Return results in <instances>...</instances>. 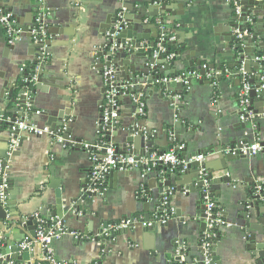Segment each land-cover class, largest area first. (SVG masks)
Returning <instances> with one entry per match:
<instances>
[{"label":"crops","instance_id":"obj_1","mask_svg":"<svg viewBox=\"0 0 264 264\" xmlns=\"http://www.w3.org/2000/svg\"><path fill=\"white\" fill-rule=\"evenodd\" d=\"M146 1L150 0H133L131 2V7L136 14L135 20L141 21L144 25L159 26L160 30L162 27L167 35L174 36L181 43L176 45L177 53L181 52L182 55V60L176 63L174 70L177 69L181 74L196 71L200 74L201 79L193 80V86L189 90H185V104L179 109L178 116L174 115L171 106L165 103L167 93L162 97L158 93H154L150 97L151 92L147 88L144 92L137 93V95L144 96L146 105L145 116L139 118H136L134 114L132 102L127 98L124 99L120 105L122 111L120 122H115L117 124L112 130L109 128V131L111 130L113 133L110 145L116 148L122 146L125 136L119 135V131L135 121L141 122L143 119L146 121L147 135L149 131H152L153 135H162L163 128L176 122L178 117L188 118L189 120L183 124L196 128L192 134L181 135L180 131H175L174 134H171L172 136L170 135L171 137L180 136V142L176 143L175 147L185 145V149L179 153L182 160L204 157L202 151L210 145L201 146L199 142H208L210 138L215 139L225 130L231 134V137L225 139V143H230L234 139L237 129L244 124L247 125V132H250V135L246 136L249 139L247 143L259 140L264 145V118L256 120L254 113H252L254 115L252 119L246 117L245 120H242L240 118L239 92L241 84L239 81H241V76L238 78L231 73L227 65L233 62L223 56V54L232 53L226 49L228 44L225 40L229 30L227 23L233 18L230 14L234 9L233 0H193L192 2L182 0L181 4L185 6L183 10L175 9L178 7L177 3L166 5V9L173 10L178 16L173 17L171 14H167L168 18L164 23L160 17H151V9L157 6L156 3L149 4ZM101 6H105V0H48L46 2L48 14L45 26L49 35L47 40L49 45H47L48 56L40 69L44 66L50 71L55 73L59 71L62 74V78L57 81V84L59 87L68 86V89L67 91L56 89L53 92L59 94L61 98L72 97L69 104L63 102V107L70 114L65 121L72 120V136L76 141L71 145L65 143L64 139L60 142L47 136H32V139H27L28 137L24 133L23 136L26 140L22 142V149L18 155L14 156L11 150L6 151V142H2L8 140V131L0 134V160L8 165L10 181L8 203L12 205L8 206L7 203L6 206H3L0 204L8 214V220L3 224V220L0 218L2 227L6 228L11 221L17 222L23 216L33 217L36 213H39L43 221H52L45 205L56 201L55 192L51 189L53 186L61 187L63 192H66L65 188H80L86 181H90V190L93 192L91 171L94 163L85 149V145L98 142L97 124L103 111V103L105 104L102 78L98 71L91 69L96 65V59L92 57L95 52L94 48L102 45L96 20H94L95 11ZM37 8L36 0H0V9L6 11L12 9L11 13L14 14L17 24L26 32L21 41L11 46L8 44L4 31L0 28V76L3 78H0V81L11 79L9 77L12 75L9 73L12 71L14 77H19L26 73L27 67L36 65L34 61L37 53L33 49V41L28 37L27 31L33 25ZM77 9L81 12L79 23L70 21L61 29L54 26L52 16ZM120 13L127 15L128 11L122 9L118 15ZM176 18L179 20L173 24L171 20ZM157 20H160V24ZM136 27L133 37L141 34L153 35L150 30L143 31L140 25H136ZM263 31L261 32L264 33ZM50 32L58 34L51 35ZM183 45L188 50L182 49ZM13 47L14 50L11 49ZM177 53H175L176 57ZM260 56L264 60V53ZM188 57H190V63L200 61L201 66L194 65L187 70L183 62ZM37 61H39L38 58ZM134 61L138 62L139 59L135 58ZM9 62L22 66L10 67L8 72L4 64ZM207 67H209L208 72H204L202 75V71ZM21 68H24L25 72H22ZM233 70L239 73L237 67ZM209 72L214 75L211 79L207 78ZM257 74L249 76L252 79L261 80V76L264 77V65L260 69L261 76ZM128 75L124 76L128 78ZM21 79L19 80L21 81ZM50 80L51 76L48 75L40 86L49 90ZM23 81L25 82V80ZM202 81L206 84L202 85ZM130 87L134 91L138 89L134 83ZM72 88L76 90L72 91ZM30 122L39 127H50L45 125L47 122L45 117L35 116ZM259 129L261 131L258 133ZM0 131H2V127H0ZM256 134L258 135L253 136ZM77 139L81 140L80 144ZM104 142V145H108L105 139ZM151 142V147L155 145V142L161 145L165 144L164 140L160 139H152ZM241 143L243 142L239 141L235 147H239ZM102 150L100 151L101 155ZM130 151L131 146L127 148V153ZM146 162L143 160L141 166L136 165L128 171L119 172L117 176H109L107 191L104 192L105 197H98L91 207L92 216L90 217L94 219L93 215L98 214V219H96L99 222L101 220L109 222L110 229L114 228H111V223L116 222V225H120L122 221H130L131 225L136 224L137 229L134 231L129 229L130 231L126 235L113 237L106 243V249L101 250L99 248L101 243L87 242L88 236L85 234L86 231H90L87 225L67 223L64 226L65 233L55 239L50 246L58 262L68 264H99V262L102 264H198L197 258L205 260V255L202 256L199 249L201 236L205 237L206 233L201 232L197 218H195V222H191L187 216L188 204L193 198L198 199L199 193L191 194V199L186 198L185 193H178L175 201L169 206L174 209L175 214L166 225L156 224L154 230L144 231L146 227H153L149 224L160 216L153 211V213L151 212V222L146 224V227L141 223H136V216L142 219V215L146 213L143 210L145 202H151V210H153L155 204L153 199L158 197L157 193L159 192V182L156 181L155 175L152 173V170L159 166L150 168L151 165L149 167ZM217 162L210 164V167L218 179V185H216L218 197L210 198V200L219 199L220 204H216L217 209L222 213L223 218L232 225V229L220 228L219 233H212L211 245L216 242L217 256L223 264H256L255 260L250 257L255 252L248 251V248L255 249L256 244L246 242L243 238L245 236L243 233L245 220L239 203L242 201L253 202L249 192H253L252 196L259 195L258 187H262L264 191V183L258 184V181L264 180V155L245 157L241 162L246 165L250 164L253 168L244 172L234 169L238 163H231L228 172L230 185L224 182L220 183L219 177L223 172L222 166ZM143 165L148 168H142ZM195 175L196 172L192 171L191 175L187 176L185 183L189 186L186 187H192L191 183ZM143 191L145 194L142 193ZM149 193L153 197L150 201ZM260 197L261 207H256L254 212L255 214L259 213V216L255 215L257 227L264 231V207L262 206L264 194ZM15 214L19 216L12 220L10 215ZM0 215L3 217L5 214L0 213ZM15 232L18 233V231ZM17 233L16 237H19ZM249 233L254 235L256 232L249 230ZM3 236V233L0 232V237ZM14 236L13 232L8 235L12 239ZM39 246L30 251V264L35 261L38 263L45 256V249L43 247L40 249ZM201 247L203 248V242ZM181 252L183 256L179 262L176 258ZM187 253H189V257L185 256ZM20 259H22L21 256ZM22 264L29 263L22 262Z\"/></svg>","mask_w":264,"mask_h":264},{"label":"water","instance_id":"obj_2","mask_svg":"<svg viewBox=\"0 0 264 264\" xmlns=\"http://www.w3.org/2000/svg\"><path fill=\"white\" fill-rule=\"evenodd\" d=\"M132 1L133 0H105V6H101L96 9L94 20H96V27L99 38L102 41V45L94 48L95 52L92 57L93 59H96V65L91 69L98 71L99 76L102 78V84L104 86V101L106 100V91L110 87L120 91L122 87L127 86L129 87V91L126 92L125 95L121 91L114 98V100L117 104L121 105L124 99H129L132 102V109L136 118H139L140 115L138 113V107L135 100L138 96L137 93L144 92L147 88V90L151 92L150 97H152L154 93H158L161 97L167 93L168 96L165 99V103L171 106V110H173L174 115L178 116L179 109H181V107L185 104V83L176 82L158 86H155V83L162 77L177 78L181 75L180 71L177 69L174 70L176 63L182 60L181 52L177 53V57L174 60H167L170 49H168L166 53L158 49L161 38L160 27L144 25L141 21H136L134 18L136 15L135 10L131 7ZM192 1L193 0H189V2ZM237 1L238 6L241 7V14L236 15L235 8L231 10L230 14L233 18L227 23L229 30L227 31V38L225 40L228 44L226 49L230 52L232 51V53L227 55L223 54V56L233 62L228 63L227 66L228 69L231 70V73L236 75V77L239 78L241 76V68H244L247 75H255L258 73L257 75L261 76L260 69H262L264 65V60H262L260 56L264 53V33L261 32L264 30V0ZM181 2L182 0L146 1V3L149 4L156 3L157 6L151 9V17H160L163 23L168 18L167 14H171L173 17L178 16L173 12V10L166 9V5H175L177 3L178 7H175V9L180 8L183 10L185 6L182 5ZM122 9H126L128 14L125 15L123 19H120L118 18V13ZM7 11L12 12V9ZM80 17L81 12L77 9L72 11L68 10L58 16H52L51 18L54 19V26L61 29L68 24L67 22L72 21L79 23L81 20ZM178 20L179 19L176 18L171 21L174 24ZM118 24H120V28L122 29L121 31L117 29ZM136 25H140V28H142L143 31H152L153 35L141 34L133 37L135 29L137 28ZM50 34L54 35L58 33L50 32ZM27 35L31 38L30 34ZM143 42L144 44H142ZM45 44L49 45L48 41ZM180 44L181 43L176 40L174 42L163 43L162 47H175ZM42 48V44L33 43V49L37 53L34 61L36 65L37 58L42 53ZM11 49L14 50V47ZM182 49H186V46L183 45ZM135 58H138L139 61H134ZM183 65L188 70L194 65L201 66V62L195 61L194 63H190V57H188L183 62ZM14 66L22 65H18L13 62L4 64V67L8 72L11 69L10 67L13 68ZM236 67L239 69V73L238 71L233 70ZM208 69L209 67L203 70L202 75L204 72H208ZM107 71H112L113 73L109 77L105 78L104 75ZM129 72L130 75H128ZM10 74L12 75L9 77L11 79L7 81H0V127H2L0 134L8 131V140L2 142H6L7 144L6 151L11 150L12 155L17 156L18 152L22 149V142L25 141L26 138L23 136L24 133L18 130L15 132L12 131L15 124L25 122L26 120L30 122L35 116H41L47 119L45 125L50 126L54 132H57L64 126L66 117L70 116V114H68L66 109L63 107V102L65 101V103L67 102L69 104L72 101V97L68 96L66 98H61L59 94L53 92L56 91V89H60L62 91H67L68 89V86L59 87L57 84V81H60V78H62V74L59 71L55 73L54 71H50L46 67L42 66L37 73V79L34 83L30 82L31 76L28 73H23L19 77H14L13 71L10 72L9 75ZM48 75L51 76V80L49 81L50 88L49 90H46L43 89L40 84H43L45 77ZM124 75H128V78ZM112 77L113 79H111ZM261 77V80L252 78L249 80V83L252 86L249 94L250 110L255 114L256 120L264 118V77ZM0 78H2V76H0ZM19 79H21V81ZM23 80L27 81L24 82ZM132 83L138 87L135 91L132 87H130ZM201 84L203 85L206 83L202 81ZM239 84H241V81H239ZM188 85L189 87L193 86V81L191 79H188ZM75 90V88H72V91ZM178 96H182V99L175 100ZM121 115L122 111L120 109V115L117 120L118 123L121 120ZM101 118L102 114L100 119ZM186 120L189 119H182L178 117L176 122L170 123L163 128L162 135H153L152 131H149L148 135L146 134L147 136L145 135L146 131H144V128L147 127L146 121L144 119L141 122L135 121L119 131V135L125 136V141L122 146L116 148L117 153L124 156L125 159L134 158L137 166H141L143 160H149L154 154L161 155L176 148L175 144L180 142V136L174 135V137H171V134H174L175 131H180L181 135L194 133L196 129L194 126L192 127L191 125L187 126L183 124ZM116 124L117 123L115 122H111L109 128L112 130ZM111 130L106 134L105 140L108 145H105L103 148L102 156L106 154L107 147H109L112 143L113 133ZM247 130L248 128L246 124L238 128L234 139L230 143H225V139L231 137V134L227 133L228 130H225L223 134H218L215 139L210 138L208 142H199L201 146L210 145V147L202 151L205 155L204 161L193 162L188 165L186 170L183 172H173L169 167L165 166H159V168L153 169L152 173L155 175L156 181L159 182V192L157 193L158 197L153 199L155 202L153 210H151V202H145L146 204L143 205V210L146 213L142 215V219L136 216V223L138 222L145 226L151 222L152 211L158 213V215L161 214L165 198H167L169 206H171V203L175 201L178 193H185V197L188 199H191V194L199 193V198H193V200H191L188 204L187 216L191 222H195V218H197L201 232L207 233L209 231V222L215 219L214 213L209 215L207 211V204L210 198H215L217 196L216 185H218V179L212 173L210 164L212 165V163L218 161L217 163H220L222 166L223 173L219 177L221 184L224 182L225 184L230 185L231 181L228 178V172L230 171L229 165L231 163H238L234 167V169L238 170V172L251 170L253 168L252 165H246L241 162L245 159L244 156L240 154L234 156L228 151V149L233 150L239 141L243 143L249 142V139H247L246 136L250 135V132L248 133ZM260 131L261 129L257 132L259 133ZM72 132V124H69L63 139L68 140L69 137L72 136ZM26 135L28 137L27 139H32V135L25 133V136ZM257 135L258 134L253 136ZM51 138L54 139L53 137ZM152 139H160L161 141L164 140L165 144L161 145L156 143V141L155 145L151 147ZM77 142L80 144L81 140L77 139ZM17 143L18 148H12V146ZM130 146L131 151L127 153V148ZM142 168L147 169L148 167L143 165ZM192 171L196 172V175L191 183L192 187H186L189 185H186L185 179L187 176L191 175ZM118 173L119 171L114 170L110 172L109 176H117ZM263 183L264 180L258 181V184ZM51 189L55 192L56 201L55 203L45 205V207L51 215L53 224L57 225L60 223L63 227L67 223L71 222L82 223L84 226L87 225V228L90 230L86 231L85 234L88 236L87 242L91 241L101 243L102 245L99 247L101 250L106 249V243L110 239H113V237H116L117 235H126L130 231L129 229H132L133 231L137 229V225L134 224L130 225L127 229L114 231L116 222L111 223V228H114L110 229L109 222L104 220L99 222L97 220L98 214L93 215L95 217L94 219L90 217L92 216L91 207L96 202V199L98 197H105L104 192H100L98 194L90 190V181H86V183L81 185L80 188H65L66 192H63L61 187L56 186L51 187ZM252 193L253 192L250 191L249 196L252 197L251 199L253 202L242 201L239 203L241 208L240 211L242 212L243 219L245 220L243 225V233L245 236L243 238L246 242L256 244L255 249L248 248V251L255 252L250 257L255 260L256 264H264V231H261L260 227H257L256 216H259V213L255 214L254 212L256 207H261L259 200L261 198L260 195L262 196L264 191H261L259 195L254 196H252ZM148 198L150 201L153 198L152 194L149 193ZM211 201L216 204H220L219 199H211ZM8 206L12 205L8 203ZM262 206L264 207V204ZM0 213L5 214L3 217L0 215V218L3 220V224L4 221L8 220V214H6V210L2 208V206H0ZM18 216L19 215L16 214L10 215V218L13 220V218ZM39 226H41V223L37 219L25 216L21 217L17 220V222L14 220L11 221L6 228L0 226V232L4 235L3 237H0V264H22V262L30 264V251L35 250L37 246H39L38 244L32 243V239L36 237ZM155 227L156 226L146 227L144 231H152ZM249 230H254L257 235L256 233L251 235ZM15 231H18V233ZM11 232L15 234L13 239L8 237ZM219 232L220 228L216 227L212 233L216 234ZM16 233L19 237H16ZM26 238H29V241L26 242L28 246L23 248L22 244L25 243ZM203 239L204 236H201L199 251L202 256L205 255V250L201 247ZM42 247V245L39 246L40 249H42ZM217 250L218 248L216 242H213L211 249L207 254L211 260L210 264H223L217 256ZM20 256L22 259H20ZM178 256L176 259L180 262L183 253H179ZM185 256L189 257V253ZM197 262L198 264H204V260H201L200 257L197 258ZM33 264H36V261ZM99 264L102 263L99 262Z\"/></svg>","mask_w":264,"mask_h":264},{"label":"built area","instance_id":"obj_3","mask_svg":"<svg viewBox=\"0 0 264 264\" xmlns=\"http://www.w3.org/2000/svg\"><path fill=\"white\" fill-rule=\"evenodd\" d=\"M38 4V8L36 11L35 19L33 25L28 29L27 33L30 34L31 40L34 44H42V53L38 57L35 74L31 76V83H34L37 79V73L40 70V66L44 63L47 58V45L45 44L46 41L49 39V35L45 26L46 16H47V8L46 2L48 0H36ZM233 6L236 9V15L241 14V7L238 6V1L233 0ZM125 13H120L118 18L123 19ZM158 24H160V20H157ZM0 28L4 31L8 44L14 46L16 43L21 41L22 37L26 34V32L17 24L15 16L13 13L8 12L4 9H0ZM117 29L121 31L120 24L117 25ZM161 38L160 44L158 45V49L164 53L167 52V47H162L163 43L167 42H174L176 38L174 36H169L164 31V28L161 27ZM176 57L175 54H170L167 57L168 61L174 60ZM206 69V68H205ZM22 72H25L24 68H21ZM241 72V89L239 92V101H240V118L245 120L246 117L251 118L254 116L252 111L250 110V91L252 89L251 84L249 83L250 76L247 75L244 71V68L240 69ZM113 72L107 71L105 73V78L109 77ZM207 78H213V73H207ZM113 79V77L111 78ZM188 79L193 80H200L201 76L196 71H189L186 73L181 74L177 78H170V77H162L156 81V85H163L168 83H176V82H183L186 85V90H189ZM108 80V79H107ZM27 80H25L26 82ZM123 92L124 95L126 92L129 91V87L124 86L118 91L117 89L110 87L106 91V100L102 111V118L99 120L97 124V137L98 142L95 144H87L85 145V149L90 154L92 161L94 163L92 171H91V187L93 192L100 193L107 191V181L111 171L117 170L119 172L128 171L132 169L137 164L134 158L125 159L124 156L119 155L117 153L116 147L109 145L106 149V154L102 156L100 151L105 147L104 139L106 138V134L109 131V126L111 122H117L119 115H120V105L114 100V98L120 93ZM181 100L182 96H178L175 100ZM138 107V113L141 117L145 116V102L144 96L142 94L137 96L135 100ZM72 123L71 119L65 121L64 126L59 129L57 132H54L50 127H39L29 121L16 123L15 126L12 128V131H20L22 133H26L32 135L34 137H53L54 139L62 142L63 136L65 135L69 124ZM144 131L147 132V128H144ZM146 135V133H145ZM75 142L73 136H70L68 140H65V143L73 145ZM16 148L17 144L12 146V148ZM185 149V145H180L175 149L167 151L161 155L154 154L149 160H146V164L151 165L152 167L158 166H165L169 167L173 172L178 170L184 171L188 165L192 164L195 161L202 162L204 161L203 156H199L198 158H191L188 160H182L180 158V151ZM232 155L240 154L244 157H255L258 155H264V145L259 140H255L252 143H241L239 147H235L233 150H229ZM149 168V169H150ZM9 175H8V165L3 161L0 160V204L6 206L8 203L9 195ZM263 191L262 187L257 188V193ZM145 194V192H142ZM208 199V198H207ZM264 200V198H262ZM163 211L160 216L154 220L153 223H150L149 226H154L156 224L166 225L171 220L172 216L175 214L174 209L169 207V203L167 198L164 199V203L162 205ZM207 211L209 215L215 214V219L211 220L208 224L209 231L205 234L203 239V248L205 250V260L204 264H210L211 260L207 255L211 249V234L212 231L216 228H223V229H232V225L227 222L221 212L218 211L216 203L209 199L207 204ZM34 219H37L41 226H39L38 231L36 233V237L32 239V243L42 245L45 249V256L42 257L40 261L36 264H68L64 262H58L52 252L50 246L52 242L63 235L64 227L58 223L54 225L52 221H43L39 215L36 213ZM131 225L130 221H122L120 225H116V230L120 229H127ZM29 241V238H26L25 243L22 244L23 248H26L28 244L26 242Z\"/></svg>","mask_w":264,"mask_h":264},{"label":"trees","instance_id":"obj_4","mask_svg":"<svg viewBox=\"0 0 264 264\" xmlns=\"http://www.w3.org/2000/svg\"><path fill=\"white\" fill-rule=\"evenodd\" d=\"M168 49H170V54H175L178 51V49L176 48V46L175 47L174 46L173 47H167V50ZM26 69H27L26 73H29V74H31L30 76H32V75L35 74L36 65H34L32 67L29 66Z\"/></svg>","mask_w":264,"mask_h":264}]
</instances>
